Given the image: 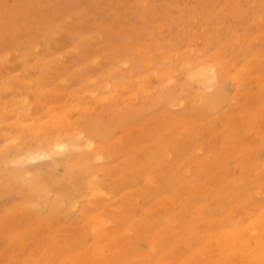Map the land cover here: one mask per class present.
Segmentation results:
<instances>
[{
	"label": "rangeland",
	"instance_id": "1",
	"mask_svg": "<svg viewBox=\"0 0 264 264\" xmlns=\"http://www.w3.org/2000/svg\"><path fill=\"white\" fill-rule=\"evenodd\" d=\"M49 137L92 191L47 215ZM0 156V264H264V0H0Z\"/></svg>",
	"mask_w": 264,
	"mask_h": 264
},
{
	"label": "bare ground",
	"instance_id": "2",
	"mask_svg": "<svg viewBox=\"0 0 264 264\" xmlns=\"http://www.w3.org/2000/svg\"><path fill=\"white\" fill-rule=\"evenodd\" d=\"M205 55V54H202ZM224 55V54H223ZM221 56V55H220ZM219 56V57H220ZM222 58V57H221ZM232 58V57H231ZM228 58V59H231ZM218 59V58H217ZM234 59V58H233ZM221 60V59H220ZM217 61V60H216ZM232 61V60H231ZM234 61V60H233ZM206 62V60H205ZM201 63V62H200ZM199 63V64H200ZM225 63V62H224ZM227 63V62H226ZM225 63V65H226ZM196 64V63H195ZM206 65V63H204ZM203 64V66H204ZM223 64V63H222ZM49 65V64H48ZM47 65V66H48ZM224 65V67H225ZM181 66V65H180ZM219 66V65H217ZM216 66V67H217ZM215 67V66H214ZM222 67V66H221ZM231 67V66H230ZM49 68V67H48ZM186 68V67H185ZM201 68V67H200ZM184 69V68H183ZM188 69V68H187ZM229 69V68H228ZM222 70V69H221ZM234 70V69H233ZM207 71H209V69H207ZM206 71V73L203 75L204 79H205V83H206V77L209 76L211 78H213V75H211L210 73H208ZM218 71V70H217ZM236 71V70H235ZM188 72V71H187ZM224 72V71H223ZM232 72V71H231ZM193 73V72H192ZM218 73V72H217ZM220 74V73H219ZM218 74V75H219ZM235 74V73H234ZM202 75V74H201ZM196 75H194L195 77ZM193 77V78H194ZM237 77V76H236ZM202 79V78H201ZM220 79V78H218ZM223 80V79H222ZM193 81V80H192ZM198 81V80H197ZM197 83V82H196ZM118 84V83H117ZM116 84V85H117ZM199 84V83H197ZM220 87V86H219ZM194 88V87H193ZM192 88V89H193ZM206 88V87H205ZM210 88V87H209ZM204 91V90H203ZM218 91V90H217ZM218 94V93H217ZM217 98V97H215ZM218 101V100H217ZM221 102V101H220ZM60 108V107H58ZM62 108V107H61ZM63 113V112H62ZM49 114V113H48ZM54 118V117H53ZM24 119V118H23ZM22 120V119H21ZM60 120V119H59ZM23 121V120H22ZM52 121V120H51ZM88 121V120H87ZM21 122V121H20ZM90 122V121H89ZM81 123V122H80ZM44 124V123H43ZM54 124V123H52ZM62 124V123H61ZM56 125V124H55ZM54 125V126H55ZM59 125V124H58ZM80 125V124H79ZM23 126V125H22ZM53 126V127H54ZM64 126V125H63ZM25 127H28L25 126ZM86 127V126H85ZM84 127V128H85ZM90 127V126H89ZM29 128V127H28ZM50 128V127H49ZM73 128V127H72ZM83 128V129H84ZM31 129V128H30ZM37 129V128H36ZM70 129V128H69ZM75 129V128H73ZM92 128H90L89 130L91 131ZM34 130V129H33ZM71 130V129H70ZM24 131V130H23ZM72 131V130H71ZM75 131V130H74ZM88 132V130H86ZM59 132V131H58ZM84 132V131H83ZM32 133V132H31ZM30 133V135H31ZM40 133V132H39ZM60 133V132H59ZM90 133V132H89ZM92 133V132H91ZM90 133V134H91ZM35 134V133H34ZM37 134V133H36ZM40 135V134H38ZM50 135V134H49ZM42 136V135H40ZM52 136V135H51ZM58 136V135H57ZM30 137V136H29ZM87 137V136H86ZM91 137V136H90ZM87 137V138H90ZM33 138V137H32ZM31 138V139H32ZM30 139V140H31ZM36 139V137H35ZM27 142V141H26ZM30 142V141H29ZM32 142V141H31ZM73 139L72 138H65V139H61V138H54V137H49L47 139L44 140H38L37 142L33 143L29 148H26L20 152H18L15 156L14 159L16 162H26L28 160H32L35 158H38L39 156L43 157L45 156V158L47 156H53L54 154H65L66 156L60 161L62 162V166L65 170V172L63 173V176L61 177H55L53 176V179L51 181L46 180V178L44 177V172L42 171L40 172L39 170H37V177L36 180L34 181V183L30 184L29 186L24 185V182L21 180L18 185H17V189H22L24 186L25 192L27 194L26 196V203L30 206H36L39 207L40 203L39 202H43L44 203V207L46 208V214H52L55 211H59L62 209H68L69 206L77 203L78 202H82L79 201L80 198L84 196H86L91 189L90 186V179L92 178V173L87 169V164H88V158L87 157H82L81 155H78L76 153L73 152V149L76 147H74L73 145ZM24 143V142H23ZM22 144V143H21ZM77 144V143H76ZM79 144V143H78ZM28 145V144H27ZM87 145V144H86ZM104 145V144H103ZM29 146V145H28ZM101 145H99L100 147ZM78 149H80V147H77ZM87 148V147H86ZM104 148V147H102ZM106 149V148H104ZM96 150V149H93ZM18 151V150H17ZM16 151V152H17ZM97 151V150H96ZM102 152V151H99ZM4 154V152H3ZM2 154V155H3ZM98 154V153H97ZM14 155V154H13ZM100 155V154H99ZM58 156V155H56ZM98 156V155H97ZM96 156V157H97ZM1 157V156H0ZM4 157V156H3ZM2 157V158H3ZM63 157V156H62ZM13 158V157H12ZM108 158V157H107ZM4 159V158H3ZM96 159V158H95ZM2 162V159L1 161ZM30 162V161H29ZM57 162V161H56ZM56 162H53L52 164H56ZM15 164V162H14ZM26 164V163H25ZM6 165V164H5ZM19 165V164H17ZM22 165V164H21ZM100 165V164H99ZM7 166L9 167V163L7 164ZM13 166V165H12ZM105 166V164H104ZM14 167V166H13ZM106 167V166H105ZM12 168V167H11ZM100 168V167H99ZM98 169V168H97ZM104 169V168H103ZM8 170V168H7ZM24 170V169H23ZM20 170V171H23ZM18 171V172H20ZM53 171V170H52ZM102 171V168H101ZM3 172V171H2ZM0 172V175L1 173ZM7 172V171H6ZM4 172V173H6ZM97 172V171H96ZM24 173V172H22ZM31 173V171H30ZM5 175V174H4ZM19 175V174H18ZM22 175V174H21ZM24 175V174H23ZM22 175V176H23ZM33 175V174H31ZM8 176V175H7ZM16 176V175H15ZM20 176V175H19ZM29 176V175H28ZM10 177V176H9ZM8 178V177H6ZM15 178V177H14ZM31 178V177H30ZM95 178V177H94ZM26 179V178H25ZM68 184L67 185H62L59 182L61 180H66ZM93 180V179H92ZM26 181V180H25ZM30 181H32L30 179ZM95 181V180H94ZM93 181V182H94ZM13 183V181H12ZM17 183V182H16ZM15 183V184H16ZM5 184V183H4ZM10 185V184H9ZM5 187H7L5 185ZM96 187V186H95ZM2 188V187H1ZM14 188V187H13ZM94 188V187H93ZM92 188V189H93ZM3 189V188H2ZM10 189V188H9ZM89 189V190H87ZM98 188L96 187V190ZM7 190V188L5 189V191ZM14 190V189H12ZM87 190V191H86ZM4 191V189H3ZM4 191V192H5ZM92 191V190H91ZM16 192V191H15ZM6 193V192H5ZM91 194V193H90ZM93 194V193H92ZM98 194V193H96ZM87 198V197H86ZM82 200V199H81ZM71 201V203H70ZM70 203V204H69ZM82 204V203H81ZM80 204V205H81ZM76 205V204H75ZM25 207V206H24ZM43 208V207H42ZM26 209V208H25ZM39 211L41 212V208L39 209ZM45 211V210H44ZM31 212V211H30ZM39 212V213H40ZM34 213V212H32ZM31 213V214H32ZM36 213V212H35ZM34 213V214H35ZM264 213V212H263ZM42 214V213H41ZM36 215V214H35ZM45 216V215H44ZM50 216V215H49ZM48 216V217H49ZM93 222V221H91ZM90 224V223H87ZM253 230H251L252 232ZM255 232V230H254ZM96 237V236H95ZM235 238V237H234ZM97 240V239H96ZM94 242V241H93ZM222 243V242H221Z\"/></svg>",
	"mask_w": 264,
	"mask_h": 264
}]
</instances>
